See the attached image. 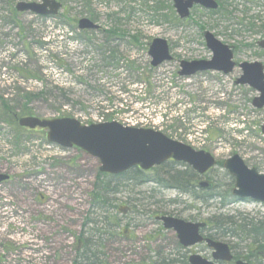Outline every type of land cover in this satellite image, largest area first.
Returning <instances> with one entry per match:
<instances>
[{"label": "rangeland", "instance_id": "obj_1", "mask_svg": "<svg viewBox=\"0 0 264 264\" xmlns=\"http://www.w3.org/2000/svg\"><path fill=\"white\" fill-rule=\"evenodd\" d=\"M8 1L0 0V101L15 106L11 100L21 90L36 94L45 84L56 86L66 92L68 102L57 91L48 102L30 104L32 117H63L91 125L100 122L102 115H112L110 121L152 129L194 151L207 152L217 166L206 176L214 185V198L205 201L164 188L157 182L164 171L156 168L97 178L96 159L77 149L48 145L44 132L20 129L0 109V175L9 177L0 184V264H184L191 254L209 258V250L205 246L178 249L174 234L162 230L154 217L206 222L228 215L235 220L264 221L263 204L228 201L232 182L221 167L223 161L237 155L248 168L264 174V136L259 130L264 113L249 103L255 93L233 86L238 69L228 75L202 73L185 79L176 75L179 61L210 59L204 31L232 48L235 63L257 61L264 66V51L257 46L264 40V0H215L219 5L215 13L194 7L189 18L179 23L169 0H57L67 11L58 15L72 19V32L60 21L41 22L28 13L18 15L16 24H7ZM37 1L13 0V4ZM157 6L159 11L154 12ZM80 18L107 31L119 25L125 35L137 38L140 49L154 39L167 42L173 61L163 63L153 76L159 87L169 89V100L166 95L156 100L169 107L167 118L161 116V104L152 100L143 106L128 100L133 106L127 114L120 108L103 111V99L86 87L105 75H94L91 70L93 54L85 42L94 35L77 31L73 21ZM28 27V42H36L32 34L45 36V52L22 43L25 35L21 39V29ZM125 51L142 66L149 63L147 54L133 47ZM62 63L68 73L60 67ZM24 69L34 75L41 70L43 83L35 78L25 81ZM176 99L189 103L185 110L195 111L180 115L185 107L178 109ZM77 103H84L86 109L72 105ZM57 107L60 113L51 111ZM95 191L102 199H95ZM119 229L125 230L123 235ZM81 235L89 239L94 256H80L76 241ZM228 237H223L227 243ZM232 244L236 255L246 253L244 242L233 240Z\"/></svg>", "mask_w": 264, "mask_h": 264}, {"label": "water", "instance_id": "obj_2", "mask_svg": "<svg viewBox=\"0 0 264 264\" xmlns=\"http://www.w3.org/2000/svg\"><path fill=\"white\" fill-rule=\"evenodd\" d=\"M179 19L189 16L194 6L205 10L215 11L217 4L214 0H170ZM61 5L54 0H39V2H19L15 6L17 13H29L39 17L55 16ZM80 31L96 30L98 27L87 19H80L77 23ZM205 46L211 52V59L204 61H180V77H191L197 73L216 72L227 75L232 72L235 64L232 62L230 49L216 40L212 34H203ZM264 50V41L258 43ZM147 55L152 68L159 67L172 60L166 41L154 39L148 45ZM240 76L235 81L236 86H248L258 96L254 97L251 105L255 109H264V73L263 65L259 62L238 64ZM21 128L33 130L35 128L46 131L47 143L57 145L63 149H78L88 156L96 159L99 164L98 172L116 176L133 168L148 171L167 161L181 163L188 166L198 175H203L215 166L214 159L206 152L194 151L186 145L166 138L159 132L152 130L124 127L116 122L82 126L70 118H56L50 120L35 117L21 118L17 122ZM264 136V121L260 127ZM222 169L233 178L234 184L231 194L238 200L249 199L255 203L264 204V174L255 169H249L237 155L225 160ZM8 177L0 175V183ZM201 189H208L210 184L200 182ZM162 224L164 230H171L176 235L179 245L183 248L195 246L203 241L199 230L205 227L203 223H190L172 217H159L155 219ZM207 248L212 250L211 260L198 255L188 258V264H215V262L228 263L231 261L227 245L204 240ZM235 264H246L236 262Z\"/></svg>", "mask_w": 264, "mask_h": 264}, {"label": "trees", "instance_id": "obj_3", "mask_svg": "<svg viewBox=\"0 0 264 264\" xmlns=\"http://www.w3.org/2000/svg\"><path fill=\"white\" fill-rule=\"evenodd\" d=\"M9 3L13 5V0H9L8 4ZM159 8L160 7L158 6L153 7L154 12H158ZM63 12H65L64 9ZM10 13H11L10 15L11 20L15 22L14 21L15 14L13 10ZM65 13H67V11ZM87 14L91 18H95L94 15H92L91 13H87ZM68 17L69 15L67 16V18H65V15H63L62 13V15H58L57 17L53 19L51 18L49 20H54L55 22L60 21V25H62L63 28H67L70 32H72V19ZM36 20L41 22L46 21V19L39 17H36ZM30 29L31 27H28L27 29L26 28L21 29L20 32L21 39H23L22 34L25 35V39L22 40V43L25 45V47L34 45L38 49L43 50L47 45L46 44L47 42H44L45 36L39 35V37H37L35 35L34 37V35L32 34V39L34 38L36 42L34 41L35 43H30L31 41H33V40H29L28 42L29 36L27 35V32H29ZM32 33H34V31ZM89 34L94 35V36L91 35V38L85 42V46L87 48H90L91 50L90 53L93 54V61L92 60L91 61L94 62V65L91 68V70L93 71L94 75H100V76L105 75V77L99 81L98 80L94 81L93 86L87 85L86 87L89 88L90 90L92 89L94 93L96 92L97 97L103 99L102 102L105 106L103 108L104 109L103 111L105 112L109 110L113 111V109L120 108L118 109L119 111L124 109L123 112L125 111L124 113L127 114L128 112L131 111L133 106L132 102H128V100H132L133 103L134 101L145 103L148 100H152V101H156V100L159 101V99L163 100V97L165 95L167 97L168 95L167 92L169 89H167L166 91V89L165 90L162 89L161 86L159 87L156 84V82H154L153 76H155V72L157 69L151 68L149 63H145V65L142 66L141 64L138 63L137 59L128 52L127 55L124 54V52H126L125 50H128V48L133 47L134 50L136 49L137 51H140L145 55L146 45L142 46L143 49H140L141 46L137 38L129 37L128 35H125V33L120 30L119 25H117L116 28H111L108 31L102 29L101 31H98L96 33L91 32ZM97 35L99 38L96 37ZM124 45H125V47H123L124 52H122L121 48ZM43 51L45 52L46 50L44 49ZM94 55L96 57H94ZM62 66L63 63L60 67L62 68V70L64 69V72L68 73L69 70L66 69L65 66H63L64 68ZM33 73H30L29 70L24 69L22 74L23 79L25 81H28L35 78L37 79V81L43 83L42 80L45 74H43L41 70H39L36 75H34ZM106 78L108 79V81ZM105 81L109 83H105ZM84 84H86V82H84L83 85ZM136 86L140 88L138 87L136 88ZM132 87H135V89L134 88L132 89ZM57 91H59L63 101L68 102V100H66L67 98L65 91L63 93V91L57 89L56 86L52 88L51 86H47V84H45L44 87L36 94L29 93L26 90H21L17 96H14V100H11L13 101L15 106L9 105L8 101L5 102L4 100H1L0 101V109L2 110L1 112L5 117L10 118L11 121H13V115H16L18 117L31 116L33 115V110L30 105L32 104V102H48L46 100H48L52 96L54 97V94H56ZM125 97L127 98V100L125 99ZM167 100H169L168 97ZM144 103L141 106H143ZM174 103L175 106H179L178 109H180L181 107H185L183 111L179 112L180 115L182 114L183 116H187L195 111V109L190 111L191 108L185 110L186 107L189 105V103L187 104L182 103L179 101V99H176ZM160 104L164 109L163 114L161 116L167 118L169 107L165 103L162 102L158 103V105ZM72 105L80 106L81 111H84L86 109L84 103L81 104L77 103ZM51 111L60 113L59 107L53 108ZM111 119H112V115H102L101 117L102 121H110ZM156 169L164 171V173L157 179V182L159 184H162L164 188L166 189L171 188L181 193L189 194L198 201L199 200L205 201L212 199L211 198L212 195L210 192H200L196 189L195 183L197 180V175L193 173L188 167L167 162L163 166ZM135 171L137 173H140L138 170ZM102 176L105 177V175H101L99 173L97 174V178H100ZM94 190H97V185H95ZM94 195H96L95 199L97 198L102 199L98 195L97 191L94 192ZM228 201L234 202V200L231 198H229ZM223 205L224 204L221 203V206ZM235 219H236L235 217L228 215L213 217V219H208L206 221L208 227L205 230V232H207V237L213 240H221V239L224 240L223 237L228 235L229 236L228 243L230 244L232 249L234 248V244H232L233 240L244 242L246 245L244 247L246 253H243L242 255H237L236 258L241 257L242 259L248 262L254 260L255 262L257 261L259 262L257 264H263L262 263L263 260H261V258H264V221L255 220V218H247V217H243V218L241 217L237 220ZM115 227L118 228V226ZM209 228L212 229L213 232L210 231L208 232ZM123 232H125V230L122 231V229L121 230L119 229L120 235H123ZM76 247L79 250L78 252L80 253V256H82L83 258L86 255L94 256L91 251V247L93 246H91L89 239H83V235L77 238Z\"/></svg>", "mask_w": 264, "mask_h": 264}, {"label": "flooded vegetation", "instance_id": "obj_4", "mask_svg": "<svg viewBox=\"0 0 264 264\" xmlns=\"http://www.w3.org/2000/svg\"><path fill=\"white\" fill-rule=\"evenodd\" d=\"M172 5V4H171ZM6 6H7V11H8V19L6 20V23L7 24H16V19H17V17H18V15H24V14H26V13H16V11H15V4H8V2L6 3ZM13 10V12H14V14H15V22H13L12 20H11V18H10V15H11V11ZM174 20H176V21H178V19L174 16ZM204 33V32H203ZM203 35V34H202ZM21 37V36H20ZM234 83V82H233ZM235 87V86H234ZM236 88V87H235ZM241 88V87H240ZM21 117H23V116H21ZM18 119H19V117H17L16 115H13V121L15 122V121H18ZM24 130V129H23ZM24 131H27V130H24ZM200 246H203L202 244L200 245ZM180 249V248H179ZM181 250H183V249H181ZM233 250V249H232ZM233 254V260L230 262V263H227V264H235V262L237 261V260H242V258L240 257V259H238V258H236V254L234 253V252H232ZM261 260H263V264H264V258H261ZM249 264H257V263H259L258 261L257 262H255L254 260H251V262H248ZM218 264H222V263H218Z\"/></svg>", "mask_w": 264, "mask_h": 264}]
</instances>
